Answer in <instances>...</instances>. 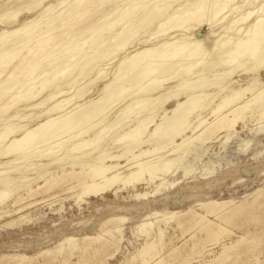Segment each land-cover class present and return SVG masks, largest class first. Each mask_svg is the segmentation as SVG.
I'll use <instances>...</instances> for the list:
<instances>
[{"label":"bare ground","instance_id":"6f19581e","mask_svg":"<svg viewBox=\"0 0 264 264\" xmlns=\"http://www.w3.org/2000/svg\"><path fill=\"white\" fill-rule=\"evenodd\" d=\"M263 70L264 0H0V214H7L3 204L11 197L17 205L38 194L56 195V186L62 193L79 187L76 195H99L145 175L166 178L182 165L190 146L232 130L247 112L264 119ZM78 77L87 83L67 95L61 86L73 85ZM102 79L98 94L90 97L91 87ZM48 88L52 91L43 99H34ZM22 101L21 109L10 111ZM46 102L37 114L23 112ZM32 118H37L32 125L19 123ZM147 144L152 147L145 149ZM116 147L120 150L112 151ZM259 191L247 203L211 199L198 202L202 212L188 207L159 222L147 218L138 231L153 227L157 234L145 239L133 258L168 264L162 254L167 245L162 224L168 220L182 235L194 227L205 230L204 238L193 235L198 240L190 251L206 239L219 243L228 232L225 224L236 216L257 218L264 207V191ZM124 221L107 219L104 224L114 223L113 230L103 228L110 232L107 238L84 237L74 264H87L108 248L117 251ZM263 237L264 230L255 234L247 251ZM64 242L68 251L62 264L77 247L72 236ZM231 247L223 245L215 264L240 256L232 255ZM63 249H43L39 264H51ZM10 257L11 264L32 260L24 254Z\"/></svg>","mask_w":264,"mask_h":264},{"label":"rangeland","instance_id":"374dc122","mask_svg":"<svg viewBox=\"0 0 264 264\" xmlns=\"http://www.w3.org/2000/svg\"><path fill=\"white\" fill-rule=\"evenodd\" d=\"M203 27L207 28L208 25L205 24ZM110 71L111 69H108L107 73L109 74ZM261 74V78L264 81V70ZM244 77L245 75H241L240 78L243 79ZM76 80V83L78 82L77 84L74 83L67 88L65 87L66 85L61 86L67 92V95L75 94L77 90L87 83L85 79H81L80 77ZM102 81L103 79L97 81V84L91 87L90 97L98 94L97 90L102 87ZM48 89L42 91L34 99H43L52 91V88ZM24 102L22 101L16 106H13L10 111L21 109ZM173 103L171 102L168 108L172 107L174 105ZM48 104L49 102H46L43 106L30 110L25 109L23 112L37 114ZM158 117L160 118L161 116ZM36 119H25L19 123L29 126ZM253 119L252 116L250 117V113L247 112L245 120H240L241 122L239 121L232 130L220 133L218 137L210 139L212 141L207 140L202 144L190 146L191 149L187 152L182 165L166 178L158 176L157 178L150 179L145 175L146 178L138 183L111 188L99 195H76L80 192L79 187L70 190L72 192L68 190L62 193L58 192L61 186H56L52 190L53 193L56 192V195L38 194L36 195L37 197L34 196L29 198V200L26 199L22 201L23 203L20 202L17 205L12 204V197L9 198L3 204L4 207L7 206L4 208L7 214H0V257H3L0 260V264H11L14 262L10 257L14 254H24L32 257L31 262H28V264H39L42 261L41 259H43L39 253L43 249L51 247L65 249L57 253L56 260L58 259V261L54 259L51 263L62 264L60 260L68 251V244L64 242V238L69 236L76 238L77 247L73 250V256H75L73 257L71 255L72 257L70 256L68 259L69 262L66 261L67 263L65 262L63 264H74L79 260V248L84 242L82 240L84 237L96 236L98 234L102 235L103 238L108 237L107 235L110 232L108 231L106 234L104 229L110 228L113 230L114 223H108L107 225L104 222L111 217L125 218V221L120 224L122 240L119 244V251L117 250L113 253L114 248L112 247L99 253L95 257L92 252L93 249H91L88 251V255H93L94 257L92 256V261L87 264H141V259L133 258L132 255L136 254V250L141 247L145 239L154 238L157 234L156 228L153 227L148 228L144 233L138 231L139 223L147 218L151 217L154 218L153 220L159 222L160 219L171 215L173 212L187 211L188 207H193L197 212H202L198 204L211 199L218 201L233 200L230 204L232 206L235 203V205H238L244 203V201L247 203L253 200L259 190L262 189L264 191V119H254L256 122ZM16 122L18 121H14V123ZM170 145L172 143L168 142V146ZM151 147L150 144L144 145L145 149ZM119 150L120 147L112 149L114 152ZM127 161L126 158H123L120 163L125 165ZM188 169H191V171L188 172ZM24 192L22 191L21 193ZM33 200H36V203L34 202L20 210L21 205L23 206L29 202H33ZM258 212V216L260 214L262 215L264 213V207L258 210ZM248 216L251 217V215H238L230 223H226L225 226L228 232L226 235L224 234L225 236L223 235L219 243L211 244L213 242L206 239L200 246L197 245L191 251L190 248L193 242L195 243L196 240L205 237V230H198L194 227L184 233L185 235H182L179 229L173 228L174 220H168L167 223L162 224L163 239L167 243L166 247L163 248L164 251L162 250V254L165 259L167 258L166 263L180 264L182 260V264H202L210 260L213 261L212 264H215V259L222 253L223 245L228 246L232 243L233 247H231L229 252L234 256H240H237L235 259L232 258V260L230 258L225 264H241L243 261V264H264V237L253 252L247 251L248 247L250 250L254 245L251 240L252 237L255 234H260L264 230V214L261 217L257 216L255 219L253 217L249 218ZM208 218L216 223H220L213 215H208ZM11 220L13 224L8 225L7 222ZM229 231L231 232L230 234ZM252 233L255 234L253 235ZM195 234V237L198 239H195L193 236ZM169 237L173 238L170 245L168 243ZM239 237H245V241L238 242ZM58 243L62 244L59 245ZM95 245H98V242H93V246ZM168 245L171 247L170 249ZM171 245L180 248V250L173 251L174 255H172ZM208 247L209 249H207ZM239 251L240 253H238ZM206 252L207 254H204ZM35 254L36 256H34ZM175 254H178V256ZM35 257L37 259L34 260ZM131 258L134 260H131ZM212 258L214 259L211 260ZM245 258H248V262Z\"/></svg>","mask_w":264,"mask_h":264}]
</instances>
